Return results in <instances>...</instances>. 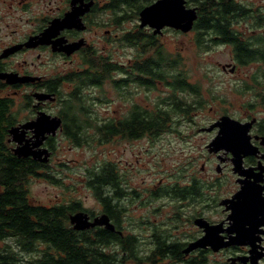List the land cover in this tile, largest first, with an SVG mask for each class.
<instances>
[{
    "label": "flooded vegetation",
    "instance_id": "flooded-vegetation-1",
    "mask_svg": "<svg viewBox=\"0 0 264 264\" xmlns=\"http://www.w3.org/2000/svg\"><path fill=\"white\" fill-rule=\"evenodd\" d=\"M120 1L0 0V74L14 75L9 81L0 77V97L9 99V110L15 114L16 121L11 126L33 120L39 111L46 112V107L56 102L58 90L67 91L69 84L64 77L68 73L85 70L91 64L97 63H115L120 66V69L126 68L118 47L123 48L125 32L128 30L137 32L138 29H142L146 33H152L158 41L166 30L184 34L194 32V37L200 40L202 47H208L211 44L228 47L231 54L229 63L219 65L223 72L228 71L236 78V87L242 85L240 80L244 81V92H250L245 102L246 109L239 116L222 113L208 126L198 127L197 132L189 133V138L193 139L199 132H213L212 138L205 144V149L209 157L215 158V167L211 174H208L204 167L205 163L202 162L199 168L202 173L198 170L192 172L185 170V173L178 175L179 181L173 177L167 181L165 186L169 190L174 186L179 187V200L173 199L168 193L162 195L170 202L169 204H175L171 207V217H167V214L159 210V216L163 218L164 224L155 225L150 220L136 221L137 227L142 225L149 231V236L146 238L150 247L146 249L145 254L137 248L139 258L130 264H264V31L261 30L264 25V4L253 5L248 1L228 0L236 5L238 11L236 17L233 16L235 13L230 11L233 13L229 15L232 24L228 28L232 31L231 41L233 42H227L216 29H206L203 26L197 31L194 30L195 22L203 19V15L199 13L200 6L194 0H185V6L195 8L197 14L189 31L182 32L163 27L158 33H154L153 28L139 25L141 9L156 0H145L142 7H135L138 23L127 31L123 30L124 19L123 21L117 19L115 24L108 22V12L113 14L117 9L121 10L122 5L125 4ZM138 2L139 0L134 3L135 6ZM202 12L205 13L206 10L203 9ZM113 29H120L121 32ZM235 40L241 42L237 46H244V48L237 47L234 44ZM195 42L197 45L196 40ZM132 45L136 47L135 44ZM131 59L135 60L133 55L127 60L128 64ZM62 63L68 64L67 70H59L58 64ZM243 69L247 70L243 71ZM129 74L133 75L122 70L113 73L114 76H118V80L122 81L120 84L122 93L125 90L134 91L135 87L138 88L136 82L129 81ZM26 77L32 79L21 81ZM14 78L18 80L11 81ZM54 88L56 91H53ZM39 92L51 94L54 99L38 101L34 94ZM11 95L17 96L20 101L24 97L25 108L29 107L34 116L18 119L17 114L21 112L22 106L19 110H13L16 104ZM127 105L129 107V104ZM54 115L60 117L57 112ZM222 115H228L248 125L245 133L249 138V147L244 153L240 152V167H235L233 162L236 154L223 149L211 152L207 146L219 130L217 126H211ZM192 126L195 128L197 122L193 121ZM57 134H61V130H58L55 136H49L41 147L50 151L47 146L48 139L53 137L57 140ZM30 136L31 132L28 130L25 139ZM8 141L13 145L12 147L16 146L15 142L10 141V134ZM52 153L53 151H50V155ZM162 182L163 180H160L148 186L155 187V184L161 186ZM246 185H248L247 188H245ZM243 188L246 189L244 195L246 199L243 202L242 197L239 205L237 197L243 195L241 193ZM137 191L134 189L133 198L136 195L139 198ZM145 192L149 196L151 191L146 188ZM122 199L127 202L128 195H123ZM233 204H236L234 210L231 208ZM166 207L170 208V205L167 204ZM87 214L89 220H93L95 216L105 213L101 211L94 213L90 210ZM232 215L243 223L240 233H237L233 225ZM197 219H202L207 225L196 224ZM154 221H157V218H154ZM96 227L107 229L99 225L91 228ZM206 228H210L211 233L222 243L230 241L235 236L245 242L222 245L216 249L207 245L184 253L183 250L189 243L205 235ZM122 231L124 233V230ZM153 232L166 241L163 255H160L161 250L151 246L154 239Z\"/></svg>",
    "mask_w": 264,
    "mask_h": 264
},
{
    "label": "trees",
    "instance_id": "trees-1",
    "mask_svg": "<svg viewBox=\"0 0 264 264\" xmlns=\"http://www.w3.org/2000/svg\"><path fill=\"white\" fill-rule=\"evenodd\" d=\"M136 1L120 2L136 8L142 7L145 2L139 0L135 6ZM194 1L200 6L199 13L203 15L202 21L195 22L194 30L203 26L206 29H216L225 41L233 42V34L228 26L232 24L229 19L231 10L236 17V5L228 0ZM203 9L206 10L205 13L202 12ZM128 15L129 13L124 19ZM195 38L200 49L206 48L200 46V40ZM124 42L137 47L135 60L128 69H120L115 63H97L64 77L69 87L66 93L62 89L57 92L56 100L60 105L57 114L62 118L61 135L73 147H94L108 143L118 136L129 140L156 139L162 132L174 128V122L177 123L180 119L177 116L186 117L190 109L204 102L196 83L189 82L185 71L177 68L181 59L179 55L167 51L156 36L142 29L137 32L131 30L125 32ZM234 44L237 46L241 42L235 40ZM119 70L133 74H129L128 79L136 82L137 87L150 90L155 88L156 82H161L169 88V94L157 101L153 108L143 106L134 100L131 90L121 92L122 81L113 75ZM105 82L111 85L117 96L128 101L129 108L120 116L99 119L96 115H91L88 104L91 105L94 100L97 103L107 102L103 91ZM88 87H95L99 94L96 97L86 94L84 90ZM9 107V99L0 97V264H25L20 253L29 257L31 253H37L35 264H126L128 261L134 263L133 260H138L139 240L136 235L122 231L125 212L131 206L125 207L122 196L128 195L127 201L132 200L134 188L124 184L125 174L117 164L97 160L92 165L84 166L83 182L98 201L100 211L109 217L115 230L102 227L74 229L70 216L81 210L90 212L83 208L80 200L67 199L50 204L32 201L29 193L32 178L41 177L49 183L62 185V177L59 172L54 171L50 161L41 162L32 157L16 156L13 145L8 141V128L16 121L15 114ZM56 141L53 137L48 139L50 151L55 152ZM165 193L179 200L178 186L169 190L161 185L149 195L155 198ZM153 233L151 246L161 250L160 255H163L166 241Z\"/></svg>",
    "mask_w": 264,
    "mask_h": 264
},
{
    "label": "rangeland",
    "instance_id": "rangeland-1",
    "mask_svg": "<svg viewBox=\"0 0 264 264\" xmlns=\"http://www.w3.org/2000/svg\"><path fill=\"white\" fill-rule=\"evenodd\" d=\"M243 1L252 2L253 5L264 4V0ZM132 6L123 4L121 10L117 9L113 14L108 12V22L115 24L117 19L123 21L124 17L129 13L127 16L129 18L124 19L122 23L123 30L127 31L136 26L138 23L135 16L136 9ZM113 30L121 32L120 29ZM261 30L264 31V25H262ZM194 34V32L184 34L174 30H166L160 36L159 42L173 55H179L181 59L177 68L185 71L189 82L196 83L204 102L190 109L191 111L186 117L177 116L176 118L180 119L177 123L174 122V128L162 132L156 139L141 138L129 140L118 136L108 143L94 147H73L61 134H57L55 152L50 155L49 161L54 171L60 173L62 185L49 183L41 177L32 178L29 183V193L33 202L50 204L55 201L75 199L80 200L83 208L98 213L101 207L93 197L92 192L83 183L84 166L92 165L97 160L114 162L125 174V177L123 176L125 179L124 184L137 189L139 193V198L136 195L132 200L125 202V207L131 206L125 212L123 221L124 233L136 235L137 240H139L138 248L141 253H146V249L150 247L148 238H146L149 236V231L142 225L137 227L136 221L146 222L150 220L155 225L164 224L163 218L161 219L159 216V210L167 214V217H171V207L175 205L173 203L169 204L170 202L165 200L164 196L155 198L150 197V195L147 196L146 188L150 191L158 190L160 185L155 184V187L148 185L157 183L160 180H163L161 185H165L171 177L179 181V174L185 173V170H188V172L199 171L202 162L205 163L204 167L207 169L208 174H211L216 160L212 156L209 157L205 144L212 138L213 132H199L193 139L189 138V133H192V131L197 132L198 127L208 126L222 113H230L235 116L241 115L246 109L245 102L250 95V92L247 91L245 93L243 90L244 81L240 80L242 85L236 87V78L231 76L228 71L223 72L219 65L229 63L231 55L228 51L229 48L211 44L206 48L200 49L196 45ZM136 50L137 47H132L125 43L123 48L118 47V51L122 53L126 69L127 66L133 64L134 60L131 59L129 64L127 60L132 58V55L135 58L137 55ZM58 67L60 71L67 70L68 64H58ZM246 70L243 69V71ZM103 91L105 93L104 100L107 102L97 103V100H94V103L88 104L92 116L96 115L99 119L120 116L129 108L127 105L129 104L128 101L117 96L109 83L104 85ZM131 91L134 95V100L148 108H153L157 101L162 100L169 94V88L158 82H156V86L153 89L147 90L143 87H135L134 91ZM84 92L93 97L99 94L95 87L85 88ZM11 97H13L17 106H14L13 110H19L20 106H22L21 112L18 114L16 112L18 119L19 117L23 119L34 116V113L28 109L29 107L25 108L26 100L24 97L21 96V101L15 95H11ZM59 108V102L56 100L54 104L48 105L45 110L49 114L54 115L59 111ZM193 121L197 122L195 128L192 126ZM130 202L132 203L130 204ZM167 204L168 206L170 205V208L166 207ZM154 218H157V221H154ZM165 225L167 226L168 224ZM145 226L147 227V224ZM163 227L165 228V226ZM188 228H190L189 224ZM20 254L21 260L25 264H35L34 261L38 256L37 253H31L30 257L24 253ZM27 260L28 262H26ZM130 263L127 262L126 264Z\"/></svg>",
    "mask_w": 264,
    "mask_h": 264
},
{
    "label": "water",
    "instance_id": "water-1",
    "mask_svg": "<svg viewBox=\"0 0 264 264\" xmlns=\"http://www.w3.org/2000/svg\"><path fill=\"white\" fill-rule=\"evenodd\" d=\"M196 17V9L186 7L185 0H156L141 9L139 13V25L141 27L148 26L153 28L154 33L160 32L163 27H170L182 32H187L192 28V24ZM0 77L9 81L14 75L12 76V74L10 75L9 73H2L0 74ZM29 79L26 77L21 79V81ZM14 80L18 79L14 78L11 81ZM34 97L38 101L54 99L51 94L43 92L35 93ZM61 124L62 120L60 117L48 114L44 111H39L33 120H29L16 126H11L8 129V133L10 134V141L16 143V146L13 148L14 153L17 157L30 156L34 160L47 162L49 160L50 152L47 148L41 146L49 136H55L56 132L61 130ZM216 126L219 130L207 145L209 150L211 152H217L218 150L223 149L227 152L230 151L236 154V158L233 162L235 167H240V152L243 151L244 153L246 148L249 147V138L245 133L248 125L240 123L228 115H222L216 122H214V124H212L211 127ZM28 130L31 132V136L28 139H25V134ZM247 187L248 185L245 186V188ZM245 192L246 189L243 188L241 192L243 195L237 197L239 200L237 201L238 204L242 197L244 199L243 202L245 201ZM236 204L232 205L231 208L233 210L236 207ZM231 219H233V225L235 226L237 233H240L243 223H241L239 219L234 218L233 215ZM70 222L73 224V228L77 230L88 229L96 225L105 226L111 231L115 228L106 214H100L95 216L93 220H89V215L85 211H78L72 214L70 216ZM195 222L200 226H204V224L207 225L202 219H197ZM254 225L256 226L257 224ZM205 230V235L194 242L189 243L183 250L184 253H188L194 248L205 247L207 245L216 249L222 245L240 244L245 242L243 239L236 238L237 236H235V238H232L230 241L222 243L213 233H211L212 230L210 228H206Z\"/></svg>",
    "mask_w": 264,
    "mask_h": 264
}]
</instances>
